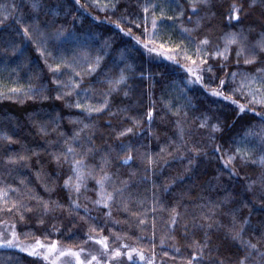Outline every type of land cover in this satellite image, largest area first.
I'll return each mask as SVG.
<instances>
[{
  "label": "trees",
  "instance_id": "16d2710c",
  "mask_svg": "<svg viewBox=\"0 0 264 264\" xmlns=\"http://www.w3.org/2000/svg\"><path fill=\"white\" fill-rule=\"evenodd\" d=\"M33 2L0 0V20L8 16L0 24V188L18 189L9 191V199L25 206L20 210L23 220L15 210L0 212V225H14L22 240L57 241L70 247L85 245L90 235L107 237L111 247L132 244L151 256L155 264H187L193 254L197 256L193 264H237L251 250L231 238L233 217L239 222L248 221L243 233L245 240L255 243L264 235V184L260 181L264 168L244 164L239 158L226 167L225 161L236 147L245 144L256 146L254 157L261 154L258 138H245L244 134L250 128L259 131L264 121L252 112L238 115L236 105L211 96L201 84L188 83L189 76L182 65L191 62L185 61L182 54L176 57L178 64L152 59L116 24L131 29L132 36H139L140 31L129 21L141 23L147 15L151 31L153 10L145 14L143 7L147 2L159 5L154 11L160 17L163 8V22L158 21L157 45L164 43L165 49L183 45L188 55L196 59L194 50L200 40L208 37L210 44L205 50L212 52L225 47L226 33L241 29L247 37L245 43L251 47L264 34V0H255L254 4L252 0H208L196 13L192 12L189 0H99V7L94 0H80L79 5L75 0H39L37 10L32 9ZM233 3L243 8L239 22L228 19ZM105 4L116 7L105 8ZM34 22L47 37L46 45L41 47L57 59L46 53L41 55L37 43L23 36V26ZM183 28L194 30L185 33ZM57 29L73 32L77 41L56 40ZM105 41L111 44L106 55L99 52ZM237 48L229 46L226 61L219 57L208 59L214 71L224 64L218 72L220 78L230 72L255 73L256 68L264 67V63L244 65L243 57L237 66ZM80 51H86L92 60L97 54L104 56L95 72L86 74L87 63L77 54ZM61 55L75 56L79 65L76 71L81 72L83 80L76 91L81 103L102 102L107 79L118 74L119 69H126V83L111 93L109 107L102 114L89 116L82 109L68 107L77 99L76 94L56 99L57 92L63 89L53 80H66L70 74L62 70L63 74L54 76L49 71V64L59 63ZM204 75L208 84L209 74ZM217 84L218 81L209 84V89ZM234 86L229 83L226 93ZM16 88L22 91H10ZM234 98L247 103L240 95ZM254 107L257 113L264 112V106ZM177 108L181 109L179 116L175 115ZM149 111L153 114L151 124L147 118ZM205 115L210 118L209 127L200 128V119ZM132 118L141 121L139 127L117 137V132L132 127ZM177 120L185 129L183 142ZM85 124L90 127L81 132ZM212 124H219L220 131L213 133ZM41 125L46 134L40 131ZM74 133H79L77 141L70 139ZM5 135L11 136L12 142L4 139ZM66 139L77 149L76 159L86 149L93 150L85 162L89 168H95L97 178L103 174L101 167L111 175L105 184L107 192L122 189V193H114L109 208L93 203L100 193L95 179L87 178L79 194L64 186L65 179L73 175L71 166L67 162L58 165L52 153L65 151ZM217 145L219 152L215 151ZM162 148L166 151L161 152ZM193 148L200 151L194 152ZM128 154L133 158L125 163L123 158ZM19 155L29 159L8 162L10 156ZM148 156L155 163L149 164ZM105 158L107 164L103 163ZM252 181L256 183L249 188ZM32 197L49 202L48 210ZM72 201L80 207L76 208ZM0 207H4L2 199ZM173 209L178 214L175 224L171 223ZM259 252L264 253V245ZM125 260V264H141ZM0 264L48 263L16 248H0ZM248 264H261V256L252 252Z\"/></svg>",
  "mask_w": 264,
  "mask_h": 264
},
{
  "label": "snow or ice",
  "instance_id": "6c2138e0",
  "mask_svg": "<svg viewBox=\"0 0 264 264\" xmlns=\"http://www.w3.org/2000/svg\"><path fill=\"white\" fill-rule=\"evenodd\" d=\"M76 4H80V0H75ZM94 2L99 7V0H94ZM190 7L193 13H196L199 10L200 5H206L208 3V0H189ZM252 3H255V0H252ZM159 5L153 4L151 2H147L146 5L143 7V12L145 14L149 13V10L152 9V18H151V31L147 27V21L148 17L147 15L144 16L141 23H136L135 21H129V23L132 24L133 27H135L138 31H140L139 36H132L131 29L125 30L120 26L119 23L116 24V27L119 28L121 32H123L125 35L131 36L132 39L136 42V44H139L142 46L144 50H146L149 54L156 53L157 55L164 56L166 59L173 61L174 63H179V61L176 59L177 55H183V58L185 61H190L191 66L188 64L182 65L186 72L189 74V80L188 83H198L204 86L205 89H208L210 91V95L213 97H221L224 101H229L232 105H236L239 109V114H243L246 111L252 112L254 115L259 116L261 121H264V112L257 113L254 106H264V67L256 68L255 73H246V72H230L226 73L225 78H220L218 75L219 71H222L224 68V64H221L216 71H214L213 66L208 63L209 58L219 57L222 58V60L226 61L228 59V50L230 45H237V51H236V57H237V66H239L240 58L243 57V64L244 65H255L258 63H264V61L261 60V57H264V34H261L260 39L256 40L251 47H249L245 41L247 40V37L244 35L243 29H241L238 32H230L226 33V42L225 47L223 49L217 48L215 51L209 52L206 51V46L210 44V40L208 37H205L204 39L200 40L197 44L194 55L196 56V59H193L192 56L188 55L187 48L183 45H177L175 49L168 48L165 49L164 43H160L157 45L156 43V34L158 31V21L163 22V8H161V16L157 17L155 15L154 9L158 7ZM14 7V6H13ZM33 10H37L40 8L39 0H35V2L31 5ZM83 7V5H81ZM103 7H111L115 8V4H105ZM243 11V8L241 5H237L236 3H233L231 13L229 15V21L235 20L239 22L240 20V12ZM180 15H183V10H181ZM8 19V16L4 17V20ZM167 19L171 20L172 17H168ZM4 20H0V24L4 23ZM17 24H20V20H16ZM199 19L196 21V26L199 27ZM30 28L32 29L30 31ZM194 29H188L183 28V32L190 33ZM23 36L28 39L29 41L33 43H37V51L41 52V55H45L46 49L42 48L41 45H46L47 43V37L44 31H42L39 28V25L37 23H33L28 26H23ZM54 38L56 40H63V41H71L75 43L77 41V37L75 34L71 31L65 33L63 29H57L54 33ZM144 38V39H142ZM81 49L84 48V45H79ZM111 48V44L108 41H105L104 44L99 49V52L107 54V49ZM84 61L87 63V68L84 70L86 74H91L96 71L97 68L100 67L101 62L104 59L103 55L97 54L92 60L89 56V54L86 51H80L77 53ZM46 55L48 57H52L51 52H47ZM53 59H57L56 57H52ZM59 63H55L54 65L49 64V71L53 73L55 76L56 74H63V71H68L70 74L68 75L66 80H59L54 79L53 83L57 85L59 89H63V91H58L56 99H64V98H70L73 96V94L77 95V99L74 103L67 104L68 107H75L77 109H82L85 113H87L89 116H91L93 113L96 114H102L104 111H106L109 107V99L108 97L111 95V93L116 92L120 89L122 85H124L128 79L127 75L125 74L126 69H119L118 74H114L111 76V78L107 79V91L101 93L102 95V102L99 104H90V103H81L79 99V94L77 93V89L81 88L80 81L83 80V75L81 72L76 71V68L79 67L75 56L72 58L65 57L61 55L59 58ZM47 63V59L45 60ZM63 70V71H62ZM208 75V84H205V75ZM237 77H240L239 80H237ZM216 88H210L209 84L217 83ZM229 83L235 85L234 87H231L228 90V93H226L225 89L228 88ZM13 93H17L22 91V89L16 88L10 90ZM29 92L33 91L32 87L30 86L28 89ZM85 92L89 91L88 89H84ZM25 95H27V92H25ZM125 95H127V92H125ZM235 95L242 96L247 103H241L239 100L235 99ZM43 99H47V96H43ZM180 108H177L175 115H180ZM110 115H114V113H109ZM152 111H149L147 113V118L149 124H151L152 119ZM184 116H187V113H184ZM209 120L210 118L205 115L203 119H200L199 127L200 128H207L209 127ZM133 124L132 127H126L122 131H119L116 133L117 137H123L126 136L129 133H133L134 128L139 127L141 121L132 118ZM178 134L180 140L183 142L184 140V133L185 129L181 124L180 120H177L176 122ZM90 125L85 124L84 128L80 131L82 132L84 129L89 128ZM211 131L218 132L220 131V125L219 124H212L210 125ZM40 131L42 133L46 134L45 127L43 125L40 126ZM63 135V134H61ZM245 138L247 137H253L258 138L259 140V147L261 154L259 156L254 157V150L255 145H247L245 144L244 147H236L234 152L230 155H228L227 160L225 161V166L227 167L229 163L239 158L244 164H250V165H259L261 168H264V124L259 126V131L254 130L253 128L248 129L245 134ZM4 139L8 140L9 142H12L11 136H4ZM72 141H77L79 139V133H74V135L70 138ZM65 145V151L60 153H52L53 159L57 162L59 165L61 162H67L71 166V171L73 175L69 176L64 181V186L66 188H69L71 190H74L77 194L80 193L81 188L84 185V182L87 178L95 179L96 184L99 186L100 189V199L93 201L94 204H103L104 207L109 208V202L113 201L115 199L114 193H122V189H114L113 192H107L105 188V184L107 181L111 179V175L105 171L104 167L100 168V172L103 174L100 175L98 178L94 175L95 168H89L86 165L85 157L90 154L93 150L91 148H88L85 150L84 154L81 156V158L76 159V156L78 155L77 149L72 147L69 144V140L64 141ZM128 147L129 153H131L132 149L130 146ZM177 149H179V145L177 146ZM166 148H162L161 152H165ZM192 151L199 152L200 149L193 148ZM215 151H220V146L217 145L215 148ZM171 155V153H168ZM133 157L131 154L126 155L123 159L124 162L127 163L129 160H131ZM29 157L24 155L19 156H10L8 158L9 163H18L20 161H27ZM104 164H107L108 161L105 158L103 161ZM148 163L153 164L155 161L152 159L151 156H148ZM192 161L189 160V164H191ZM87 169V171H85ZM233 175H235V170H230ZM73 177L75 178V182H73ZM260 181L262 184H264V175L260 177ZM23 183V181H21ZM126 183V182H125ZM256 181H252L249 185V188L254 185ZM16 191L18 192V189H11V186H8L6 188H0V199L4 201V207H0V212H12L15 210L16 212H20L21 208H24L25 206L18 200H10L9 199V191ZM34 199H37L40 203L43 204L45 211L49 208V202L43 201L41 198L38 197H32ZM72 204L79 208L80 205L77 201H72ZM10 205V206H9ZM57 207H60V205H56ZM126 208V206H125ZM26 211H32L31 208H26ZM85 211H87V208L85 207ZM173 211V217L171 223L175 224L176 222V216L178 215L175 213V209ZM108 215H111V211H109ZM20 219H24V215L22 212H20ZM3 223V222H0ZM43 223V221H41ZM248 223V221L245 219L243 222H239L233 217V226L231 229H229V233L231 235V238L234 241H239L243 248L249 249L251 251H246L245 254L240 257L237 261V264H248L252 252H257L261 256V264H264V253L259 252V247L264 245V235L259 237L255 243L252 242L251 239L245 240L243 238V233L245 231V225ZM13 230L11 231V238H8L5 234V232L0 231V248L6 247V248H21L22 251L28 252L32 256H42L44 260H48L53 254L56 252H59V255L56 257V259L52 260V264H57V261L60 260L61 257H73L75 258V264H93V261L96 262V264H100V260L97 256L93 255L91 257V260H82L81 259V252H83V249H80L79 251H74L73 249L69 248L67 250H60L58 248L57 242H52L50 244H44L39 239L35 241V244L30 247H22L21 243L18 240V233L15 231V226L13 225ZM95 229H93L94 231ZM89 239H92L90 236ZM164 241L161 240V243ZM103 246V249L105 252L108 251V243H107V237L104 239H101L98 241ZM125 248H127V245H124ZM38 249H46V251L41 252L38 251ZM179 251V249H177ZM201 253L203 252V249H200ZM136 252L139 256V259L141 261L145 260V255L142 251H139L137 249H131L128 253V259H132V253ZM122 253L119 249H116L111 252V257H119ZM165 256H167V253H164ZM197 259L196 254H193L192 258L188 260L187 264H193V261ZM146 264H154L153 260H147ZM220 264H223V262H220Z\"/></svg>",
  "mask_w": 264,
  "mask_h": 264
},
{
  "label": "rangeland",
  "instance_id": "374dc122",
  "mask_svg": "<svg viewBox=\"0 0 264 264\" xmlns=\"http://www.w3.org/2000/svg\"><path fill=\"white\" fill-rule=\"evenodd\" d=\"M137 45H139V44H137ZM139 46L142 47L141 45H139ZM144 51L152 59L168 60L164 56L157 55L156 53L149 54L146 50H144ZM168 61H170V60H168ZM189 66H191V64ZM188 76H189V74H188ZM196 84H198V83H196ZM100 198L101 197L99 195V199ZM101 205H103V204H101ZM12 226H13L12 224H7V223L6 224H2V225H0V231L5 232L6 236L8 238H11L10 234H11V231L13 230V227ZM15 231H16V229H15ZM90 236L92 237V239H89L88 238V241L86 242V244L83 245V246H80V247H70V246H66V245H63V244H61V243H59L57 241H44L42 239L40 241L42 243H44V244H50L52 242H57L58 243V248L60 250H67V249L71 248L74 251H79L80 249H83L84 251L81 252V259L82 260H91V257L93 255H95L100 260V264H125V263H127V261L125 260V258H128L127 253L131 249H137V250L141 251L140 249L136 248L135 246H133L132 244H129V243H126L127 248H125L124 246L123 247H115L114 248V247H111L110 246V244L108 243V240H107V243H108L109 248H108V251L105 252L104 249H103V246L100 243H98V241L101 240V239H104V237L97 236V235H90ZM18 240L21 243V246L22 247H30V246H33L35 244V241L37 239L36 240H22L18 236ZM3 248H6V247H3ZM12 248H15V247H12ZM16 249L21 250V248H16ZM116 249H119L121 251L122 255L119 256V257H111V252L114 251V250H116ZM38 251L44 252V251H46V249H38ZM58 255H59V252H56L48 260H45V261L48 264H52V260L56 259V257ZM144 255H145V260L144 261H141L139 259L138 254L136 252H133L132 253V259L130 261H134V262L141 263V264L142 263L143 264H146V261L149 260V259L154 261V259L151 256L147 255L146 253H144ZM40 257H42V256H40ZM57 264H75V258H73V257H67V258L61 257L60 260L57 261ZM93 264H96V262L93 261ZM154 264H155V261H154Z\"/></svg>",
  "mask_w": 264,
  "mask_h": 264
}]
</instances>
